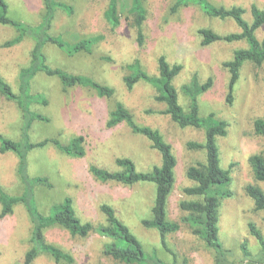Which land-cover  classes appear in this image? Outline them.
<instances>
[{"label": "rangeland", "instance_id": "374dc122", "mask_svg": "<svg viewBox=\"0 0 264 264\" xmlns=\"http://www.w3.org/2000/svg\"><path fill=\"white\" fill-rule=\"evenodd\" d=\"M71 5L67 13L56 9L50 33L66 41H76L94 35H102L90 53L79 52L67 55L53 44H46L44 52L47 62L53 67L68 72L85 74L114 89L111 97H100L94 90L74 86L64 88L58 78L38 72L31 80L30 110L41 113L48 121L32 120L28 128V139L37 142L57 138L66 144L73 136L84 137L85 155L71 157L47 144L35 148L27 155L29 176H45L51 187L34 188L38 209L46 213L50 205L65 196L71 197L77 216L93 226L85 237L70 234L59 226L45 231V238L73 257L72 263L57 262L47 254L40 253L31 264H90L102 261L120 264L104 256L102 245L106 238L97 232V227L106 224L103 204L110 205L116 216L124 222L140 240L147 252L171 262L173 256L163 248L159 233L154 228L142 225V219L151 217L155 197L152 182H137L126 185L115 181H100L89 171L95 165L116 170L115 159L131 158L138 171H151L160 163L159 152L152 148L144 136L134 134L125 123L107 126L109 112L117 101L122 102L141 125L158 129L176 159L174 184L167 199V217L178 222L180 228L166 236V244L176 254L177 264H215L213 251L192 233L189 223L183 220L188 213L179 207L184 199H195L186 195L184 187L194 182L186 177V168L204 162V150L187 146L189 141H204L199 128L179 127L169 115L161 113L163 102L154 99L155 90L145 82L128 88L123 76L129 72L127 66L139 60L149 74L157 73V58L165 56L170 64L182 65L173 83L178 101L186 109L188 100L181 86L193 75L203 82L212 79L211 87L198 98L199 113L205 116L214 113L227 122V133L216 137L219 165L230 170L228 185L230 195L220 199L218 207V236L223 247L230 251L227 264H245L240 247L247 242L249 250L257 254L261 247L248 229L253 222L264 236V211L256 210L252 199L245 193L248 184H257L264 191V181L255 180L248 158L251 154L264 156V135L254 132L253 122L264 117V64L256 66L245 61L234 84L230 100L228 96L229 72L224 63L231 60L235 50L246 46L244 41H217L201 44L200 28H210L216 33L239 32L240 27L232 18L219 19L207 16L197 5H187L172 11L174 0H144L147 11L143 23L144 41L139 45L136 30L130 24L128 13L130 0H118L120 23L112 27L103 16L109 0H58ZM216 5L241 6L245 9L243 19L252 22L251 4L264 9V0H209ZM8 15L24 23L36 25L40 22L43 0H6ZM16 31L0 24V75L15 94H19L18 74L30 60L33 41L25 37L21 42L5 46L15 37ZM259 39L264 36V24L256 30ZM42 99L46 103L41 102ZM24 118L14 100L0 94V134L19 140ZM18 158L12 151L0 152V188L9 194L22 193L24 185L19 177ZM32 223L22 203L14 205L11 213L2 216L0 206V264H18L23 261L30 248ZM122 264V263H121Z\"/></svg>", "mask_w": 264, "mask_h": 264}, {"label": "trees", "instance_id": "16d2710c", "mask_svg": "<svg viewBox=\"0 0 264 264\" xmlns=\"http://www.w3.org/2000/svg\"><path fill=\"white\" fill-rule=\"evenodd\" d=\"M197 5L207 16L219 19L232 18L240 27L239 32L219 34L210 28H200L201 44L209 45L217 41L227 43L244 41L246 46L235 50L231 60L224 63L229 72L228 96L230 100L234 84L239 78V71L245 61H250L256 66L264 64V36L259 39L256 30L264 24V9L256 4H251L250 13L252 22L249 24L243 19L245 9L241 6L216 5L209 0H174L172 11L187 5ZM44 12L40 22L36 25L21 22L8 15L6 0H0V24L8 25L15 29L13 39L5 42V46H12L21 42L25 37L33 41L30 51V60L26 66L19 70V94H15L10 84L0 75V94L8 100H14L18 104L23 118L22 134L19 140H13L0 134V152L12 151L18 158L17 170L24 185L22 193L9 194L0 188L1 215L12 212L14 205L22 203L32 223L30 235V248L25 252L23 261L18 264H31L38 254L44 253L57 262L72 263L74 257L60 247L49 243L45 238V231L54 226L66 229L70 234L80 237L87 236L93 226L90 222H83L77 216L71 197L65 196L60 201L54 202L46 213L41 212L36 204L34 188L36 186L51 187V183L45 176H29L27 172L28 152L35 148H42L47 144L54 145L62 153L71 157H83L85 155L84 137L73 136L66 144H62L57 138L44 139L31 142L28 139V128L32 120L48 121L41 113L30 110L32 95L30 83L32 78L42 72L48 76H55L64 88L82 86L95 91L100 97H111L114 89L107 84L96 81L85 74L68 72L59 67H53L47 62L44 52L46 44H53L67 55L79 52L90 53L93 46L103 36L94 35L81 38L76 41H66L59 35L50 33L52 21L56 9H62L67 13L73 11L71 5L58 0H43ZM128 13L131 16L130 24L136 30V40L139 45L144 41L143 23L147 11L144 0H130ZM104 19L116 27L120 23L118 12V0H109L103 13ZM129 72L123 76L124 84L132 88L138 82H145L155 90L154 99L165 104L161 113L169 115L171 120L179 127L199 128L204 133V141H189L187 146L193 149L204 150V162H197L186 168V177L194 182L193 185L184 187L186 195L195 196V199H184L179 202V207L188 213L183 220L189 223L192 233L200 238L204 244L214 253L215 264H227L230 251L223 247L218 236V207L220 199L230 195L228 185L231 181L230 170L222 169L219 165V153L216 137L227 133V122L215 117L214 113L201 116L199 113V96L212 85V79L208 78L201 82L196 75L190 81L181 86L183 94L187 97L188 104L185 109L178 101L177 89L173 83L180 73L182 65L170 64L165 56L157 58V73L149 74L139 62L134 60L127 66ZM46 103L45 99H42ZM125 123L134 134L144 136L160 155V163L154 165L151 171H138L134 161L129 157H118L115 164L116 170H109L95 165L89 166L91 174L100 181H115L126 185L137 182H152L155 185V197L151 208V217L142 219L141 223L147 228L158 231L163 248L169 252L173 259L167 262L158 256L156 250L147 252L140 240L115 214L114 209L107 204L101 206L106 214V224L97 227V232L106 238L102 245V254L111 260L122 264H177L176 254L167 247L166 236L176 232L180 224L171 221L167 217V199L174 184L175 156L171 145L165 141L161 132L148 125L138 124L129 109L120 101L114 104L109 112L107 126L113 127ZM254 132L264 135V117L256 118L253 122ZM253 176L257 181H264V156L261 153L251 154L248 158ZM245 193L252 199L255 209L264 211V191L257 184H248L244 187ZM248 229L259 243L261 250L253 254L246 241L240 244L245 264H264V236L259 228L253 223H248ZM183 259L182 264H186ZM90 264H106L95 261Z\"/></svg>", "mask_w": 264, "mask_h": 264}]
</instances>
